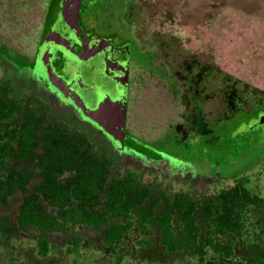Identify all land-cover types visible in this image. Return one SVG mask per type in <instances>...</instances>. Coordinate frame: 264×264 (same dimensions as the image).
<instances>
[{"label":"rangeland","instance_id":"rangeland-1","mask_svg":"<svg viewBox=\"0 0 264 264\" xmlns=\"http://www.w3.org/2000/svg\"><path fill=\"white\" fill-rule=\"evenodd\" d=\"M102 6L106 21L126 32L135 30L144 47L128 93L127 130L154 142L142 147L177 166L119 153L101 130L77 121L46 99L49 121L87 134L94 151L111 159L112 178L131 167L158 193L172 197L187 192L201 201L215 198L227 184L247 177L246 185L262 202L240 213L239 237L216 236L204 224L199 248L172 253L160 243L156 227L142 233L135 225L112 249L105 241V226L69 225L47 233V255L38 251L39 231L33 226L6 236L0 232V264H113L117 253L124 255L122 264H264V125L242 130L264 111V0H102ZM44 7L42 0H7L6 4L0 0V81L10 77L12 96L21 98L24 93L29 104L43 96L24 76L21 60L9 58L7 51H34ZM189 52L211 58L227 83L235 82L233 100L239 97L248 111L231 131L214 133L208 121L215 111L219 117L226 108L231 94L226 88L205 104L201 114L186 113L177 71L169 66L177 65L170 55ZM224 119L232 126L233 118ZM245 159L241 165L227 164ZM216 162L220 165L214 170ZM20 197L15 193L7 203H0V215L14 221ZM121 219L112 216L110 222ZM208 237L230 239L234 255L215 253L206 243Z\"/></svg>","mask_w":264,"mask_h":264},{"label":"trees","instance_id":"trees-1","mask_svg":"<svg viewBox=\"0 0 264 264\" xmlns=\"http://www.w3.org/2000/svg\"><path fill=\"white\" fill-rule=\"evenodd\" d=\"M227 81L219 72L218 89L226 88L233 98L235 82ZM13 86L10 77L0 81V203L15 193L21 197L14 221L0 215V232L6 236L35 227L41 255L50 249L49 231L83 224L105 226V241L112 249L138 225L142 233L158 228L168 252L193 250L200 246L204 224L216 236L239 237L240 213L262 202L246 185L247 177L201 201L187 192L172 197L158 193L131 167L112 178L111 159L94 151L87 134L51 123L43 100L29 104L24 93L21 98L12 96ZM112 216L122 219L110 222ZM206 243L220 256L235 253L230 239L208 237ZM123 260L117 253L113 264Z\"/></svg>","mask_w":264,"mask_h":264},{"label":"flooded vegetation","instance_id":"flooded-vegetation-1","mask_svg":"<svg viewBox=\"0 0 264 264\" xmlns=\"http://www.w3.org/2000/svg\"><path fill=\"white\" fill-rule=\"evenodd\" d=\"M1 1L7 3V0ZM42 2L45 7L34 51L31 54L7 51L9 58L21 60V66H18L28 81L34 83L43 96L42 100L45 102L47 99L51 104L54 102L77 121L101 130L121 154L153 163L166 161L171 167L177 166L168 157L161 158L145 148L154 142L145 141L127 130L128 93L133 69L144 52L138 33L135 30L126 32L119 25L106 21L102 0ZM171 56L174 60L176 58L177 65L169 67L177 71L175 77L181 85L186 113L201 114L205 104L214 100L219 91V72L215 63L205 55L192 52ZM227 97L228 103L221 116L218 117L214 110V117L208 120L214 133L231 131L238 125L235 121L248 111L239 97L236 100ZM123 110L125 125L121 136L117 133V118ZM225 110L229 111L223 114ZM224 117L234 119L232 126L229 127ZM261 119H264V111L242 130H258L259 124L264 125V122L257 123ZM261 136V133H256V137ZM246 160H233L227 164L241 165ZM218 164L214 163V170Z\"/></svg>","mask_w":264,"mask_h":264},{"label":"water","instance_id":"water-1","mask_svg":"<svg viewBox=\"0 0 264 264\" xmlns=\"http://www.w3.org/2000/svg\"><path fill=\"white\" fill-rule=\"evenodd\" d=\"M122 106H123V108H125V105L124 104H122ZM118 117V116H117ZM117 119H119L118 121H119V123H118V125H119V129H117V133L119 134V135H121L122 136V134H123V130H122V128L124 127V125H125V113H124V110L121 112V114L119 115V117L117 118ZM264 122V119L262 120H260V121H258L257 123H263ZM112 126H110V129H112L111 128ZM113 130V129H112Z\"/></svg>","mask_w":264,"mask_h":264}]
</instances>
